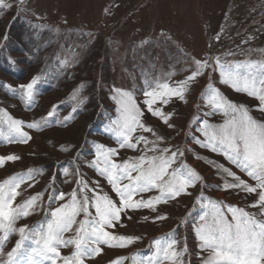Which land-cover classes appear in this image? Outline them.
Returning a JSON list of instances; mask_svg holds the SVG:
<instances>
[{
  "label": "rangeland",
  "instance_id": "374dc122",
  "mask_svg": "<svg viewBox=\"0 0 264 264\" xmlns=\"http://www.w3.org/2000/svg\"><path fill=\"white\" fill-rule=\"evenodd\" d=\"M6 2L12 7L0 9V156L15 154L20 159L0 167V183L25 174L29 169L42 170L34 174V179L26 178V183L17 190L20 195L14 206L43 193L36 211L17 221V227L27 224L35 230L43 224L46 228L52 219L50 212L70 200L74 189L79 193L77 173L83 174L90 187H96L95 182L99 180L103 192L116 199L106 179L89 166L88 162L95 158L96 146L104 144L117 148L119 157L114 159L118 162L134 160L142 154L144 146L136 151L119 149L114 122L120 118V112L117 110L119 106L110 98L113 88L131 92L142 105L146 90L158 83L175 84L185 79L194 70L197 59L220 57L222 63L233 66L252 61L264 63V0ZM245 40L248 43H243ZM239 72L242 76L247 75L248 69L240 68ZM253 72L257 76L260 74L255 69ZM36 76L41 79L29 102L23 98L18 86L27 84ZM210 76L211 82L224 96L247 105L255 118L264 120V115L255 110V99L219 82V69ZM209 82V74L199 77L186 95L187 103L173 98L165 107V111L174 113L171 122L175 128H168L148 113L144 117V123L165 138L163 143L157 142L159 147L175 145L181 149H195L186 152L182 159L197 170L203 181L190 189L191 196L181 195L159 205L158 213L150 209L129 211L127 215L131 219L123 216V226L110 230L140 239L122 248L102 246L103 253L88 260L87 264H112L117 257H126L124 264H144L149 257L156 258V239L162 244L176 239V249L182 252L184 264H201L200 256L207 253L199 252V241L194 233L200 223L199 217L205 211L196 203L201 191L209 199L219 201L225 209L228 205L242 207L264 219L259 209L249 207L257 198L255 194L246 197L241 192L217 187L225 181L232 182V178L210 166L207 160L232 168L251 184L255 181L229 164L222 155L201 149L192 142L191 134L203 139L196 128L205 118L203 113L210 111L206 106ZM54 105L58 107L48 126L42 130L24 127L32 137L28 143L19 142L17 134L10 131L9 116L24 121L26 125L48 119L47 113ZM198 114L201 120L193 123ZM68 117L72 118L66 119ZM207 118L213 124H222L225 119L222 113ZM141 134L150 141L156 139L140 130L134 136ZM152 154L147 152V155ZM197 155L204 159H196ZM65 168L70 173L67 176ZM28 184L34 186L28 187ZM59 192L65 193V201L49 200ZM88 194L92 195L91 192ZM156 194L153 191L143 195L147 198ZM90 211L95 216V209L90 208ZM157 214H163L167 219L154 221ZM83 219L81 213L73 230L65 233V238L75 235V229ZM17 240L19 234H12L4 251H10ZM34 247L37 245L33 238L24 241V248L28 251ZM184 248L187 251H183ZM73 251V246L61 249L64 256ZM35 259L39 264H51L50 260L39 256ZM20 261L21 264H34L28 259L27 251L21 252ZM162 264L171 262L162 261Z\"/></svg>",
  "mask_w": 264,
  "mask_h": 264
},
{
  "label": "snow or ice",
  "instance_id": "6c2138e0",
  "mask_svg": "<svg viewBox=\"0 0 264 264\" xmlns=\"http://www.w3.org/2000/svg\"><path fill=\"white\" fill-rule=\"evenodd\" d=\"M20 2L23 3L24 0ZM11 7V3L0 0V9ZM216 39L219 40V36ZM243 43L248 41L245 40ZM194 64V70L185 79L175 84L158 83L151 90H146L143 93L145 98L142 105L136 101L131 92L113 88V95L110 98L119 106L117 110L120 112V118L114 122L119 149L136 151L141 150V145L144 146L141 155L134 160L123 162L114 159L119 157L117 148L107 147L104 144L96 146L95 158L88 162L89 166L100 177L106 179L116 199H113L109 193L103 192L99 180L95 182L96 187H90L83 174L77 173L79 193L74 189L70 194V200L61 203L50 212L52 219L48 221L46 228L41 224L39 228L33 230L27 224L17 227L16 223L36 211L38 201L43 200V193H37L15 206L14 201L20 195L17 190L21 184L26 183V178L34 179V174L42 170L29 169L25 174H19L0 183V232L3 233L0 235V264H21L22 251L28 252V259L34 264H39L35 259L37 256L43 260H50L51 264L58 262L87 264L88 260L103 253L102 246L122 248L140 239V237L118 235L110 230L123 226V216L131 219V216L127 215L129 211L150 209L153 213H158L159 205L167 204L181 195L191 196L190 189L195 188L203 178L182 158L185 157L186 152H194L195 149L191 147L181 149L175 145L159 147L157 142L163 143L165 138L144 123V117L145 113H148L168 128H175V124L171 122L174 113L165 111V107L172 103L173 98L187 103L186 95L191 85L205 74H209L210 81L207 84L209 93L206 96V106L210 111L203 113L205 118L196 128L203 139L191 134L192 142L201 149L222 155L229 164L255 181V184H251L232 168L211 159L207 160L210 166L232 178V182L225 181L217 187L225 191L241 192L246 197L255 194L257 198L249 207L259 209L260 216L264 217V120L255 118L247 105L224 96L211 82L210 76V73L219 69V82L230 86L237 93L255 99L257 101L255 110L264 115V63L252 61L233 66L230 63H222L220 57H210L197 59ZM240 68H247L248 74L242 76L239 72ZM254 69L260 73L259 76L253 72ZM40 79V76H36L27 84L18 86L25 100L30 102L33 99ZM57 107L54 105L53 110L47 113L48 119L33 121L26 125L24 121L9 116L10 131L17 134L19 142L28 143L32 137L29 132L24 131V127L42 130L55 116ZM197 108L199 109L200 106L198 105ZM75 111L73 109V112ZM217 113H222L225 117L223 123H210L207 117ZM199 120L201 117L198 114L193 123ZM138 130L150 133L156 139L150 141L143 134L134 136ZM149 144L152 145L150 148ZM147 152L153 154L147 155ZM19 159L20 157L15 154L0 156V167ZM196 159H204V157L197 155ZM177 164L178 166L173 167ZM64 174L66 176L70 174L67 168L64 169ZM33 186L28 184V187ZM153 191L158 194L144 197L143 194ZM89 192L92 193L91 196ZM53 199L65 201V193H55L49 197L50 201ZM196 203L205 209L199 217L200 223L194 229L199 241V252L207 253L206 256H200L201 264H264V219L257 218L255 213L246 211L242 207L228 205L225 209L219 201L206 197L203 191L197 197ZM90 208L95 209V216ZM81 213L84 214V219L75 229V235L65 238V233L73 230V225L77 224V217ZM147 219L146 216L145 220ZM164 219H167V216L163 214L153 217L154 221ZM14 233L19 234V240L10 251L5 252V244ZM29 238H33L37 245L30 251L24 248V241ZM154 244L156 258L149 257L144 264H162V261L184 264L181 259L182 252L176 249L178 244L176 239H171L166 244L156 239ZM69 246L74 247L71 255H62L61 249ZM183 251L187 249L184 248ZM126 259V257H117L112 264H124Z\"/></svg>",
  "mask_w": 264,
  "mask_h": 264
}]
</instances>
